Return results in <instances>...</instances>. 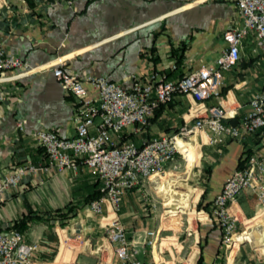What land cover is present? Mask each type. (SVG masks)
Returning <instances> with one entry per match:
<instances>
[{"label": "crops", "instance_id": "1", "mask_svg": "<svg viewBox=\"0 0 264 264\" xmlns=\"http://www.w3.org/2000/svg\"><path fill=\"white\" fill-rule=\"evenodd\" d=\"M241 23L234 0H75L72 4L0 0L1 43L32 68L16 79L0 82V177L13 172L23 162L47 163V154L34 137L37 129L53 128L61 135H70L75 130L76 97L65 90L50 68L40 69V65L64 58L66 68L80 75L103 74L126 86L133 74L142 80L152 73L175 78L214 62L226 45L224 29ZM254 46V34L249 32L242 38L239 60L223 70L218 95L196 100L191 94L175 92L153 111L148 124L138 130L127 126L123 133L140 144L156 135L174 133L180 126L191 124L206 107L217 104L234 109L232 118L239 119L248 109L253 94L264 88V53ZM84 85L89 96L97 95L89 82ZM18 120L23 122L22 129L17 126ZM261 139L260 135L249 133L244 139L226 138L209 146L205 201H211L220 190L243 150L253 149ZM96 187V178L83 163L76 172L27 171L18 186L3 192L0 228H12L10 224L15 219L30 212L40 215L27 221L24 232L30 240L40 238L42 257L47 259L57 246L53 229L56 218L44 217L55 208L73 206L75 215L66 224L79 221L83 232L102 237L104 229L98 224V215L87 210L86 202L87 195ZM141 187L137 185L124 193L119 215L144 264H152L145 230L157 229L153 216H141L144 212L135 214L131 208L138 204L143 209L140 201L145 197L141 196ZM238 204L241 209L238 229L243 230L245 221H253L262 214L250 190L238 195ZM68 231L71 232L70 228ZM60 234L63 235L61 231ZM187 238L190 251L186 257L181 255L184 238L176 237L180 248L172 243V250L167 249L172 264L175 261L194 264L200 254L201 264L213 260L221 264H264V255L248 250L250 242L245 240L239 241L237 248L232 247L226 255L220 227L206 218L193 230L191 239ZM155 246L154 243L155 258L164 264ZM86 256L95 258L91 254Z\"/></svg>", "mask_w": 264, "mask_h": 264}, {"label": "built area", "instance_id": "2", "mask_svg": "<svg viewBox=\"0 0 264 264\" xmlns=\"http://www.w3.org/2000/svg\"><path fill=\"white\" fill-rule=\"evenodd\" d=\"M51 1L72 4L75 0ZM234 2L242 23L230 24L224 29L222 36L226 45L214 62L202 64L175 78L152 73L142 80L133 74L126 86L103 74L80 75L66 68L64 58L38 67L50 68L65 90L76 97L75 130L70 135H61L53 128L37 129L34 137L45 150L47 163L23 162L13 172L0 177V202L4 199V190L18 186L27 171L67 169L76 172L83 163L100 182L101 194L88 202L87 210L98 215V224L104 229V235L93 237L83 232L82 227L76 232L79 221L66 224L56 218L53 228L57 246L52 257L46 259L42 257L44 250L39 237L30 240L18 228H0V264H51L62 242L73 254L62 264H90L79 261L81 254L93 255V264H144L119 215L123 195L134 186L144 185L140 181L142 175H161L166 173L170 164L176 167L178 156H184L176 143L177 138L186 139L201 131L206 133L208 143H221L226 138L244 139L260 129L263 136L253 149L242 153V163L224 179L211 200L210 211L200 207L199 221L206 218L216 223L222 232V242L229 248L234 243L233 236L243 231L238 229L241 220L238 195L241 192L252 191L264 215V88L253 94L248 109L235 122L227 119L235 116V110L217 104L206 107L191 124L180 126L174 133L156 135L140 144L123 133L127 126L138 130L148 124L155 107L170 100L175 92L191 94L196 100L218 95L223 70L239 60L242 38L249 32L255 37L254 49L264 53V0ZM31 69L24 58L8 52L0 40V82L16 79ZM84 82H89L97 90L96 96L88 95ZM17 126L23 128L22 120L17 121ZM145 234L149 236L145 243L150 246L152 264H160L154 255V243L164 264H172L170 258H165L168 248L162 244L163 236L159 230L147 229ZM209 264L221 262L213 260Z\"/></svg>", "mask_w": 264, "mask_h": 264}, {"label": "rangeland", "instance_id": "3", "mask_svg": "<svg viewBox=\"0 0 264 264\" xmlns=\"http://www.w3.org/2000/svg\"><path fill=\"white\" fill-rule=\"evenodd\" d=\"M193 137V141L189 136L186 138V140L191 143L190 145L186 144L187 146L185 147L187 153L191 152L190 161H187L183 155H179L176 162L177 166L173 167L172 164H170L167 168L168 173L164 174L165 177L155 175L140 188L141 191H143L141 196L145 197L140 201L143 209L139 208L138 204H136V206L134 204L131 206L135 214L141 215L144 212L145 214L141 216H149L150 214L153 216L152 218L154 219L156 228L159 230L160 236H163L162 244L170 250H172V248H170L172 243L175 244L177 248H180L178 239L181 240L184 238L185 240L183 243H186L184 245L185 247L181 250V255L184 257H186L187 253L190 251V247H188L190 241L188 238L186 239V237L191 239L193 230L200 222L198 219V210L200 209L198 203L201 200V194L204 190L208 175L205 168L210 166L209 158H206V156L207 153H209V146L215 144L206 142L207 137L203 133L201 135L200 132ZM198 156L199 161L197 160ZM193 161L195 162L192 165L191 163ZM190 189H192V191H189ZM259 212H261V210H259ZM256 216L257 215L254 217ZM260 220H264L263 214L253 221H245L246 227L243 228L241 233L246 232L247 229H255L261 232L262 224H255ZM159 221L161 226L159 225ZM61 233L63 232L61 231ZM240 235L239 233V236ZM176 237H178V239H176ZM245 237L244 240L250 242L247 244L248 250L251 249L253 252L264 255V240H261L254 234H248V236ZM237 245L238 241H234L231 247L225 249V254H230L233 249L232 247L237 248ZM63 248L64 249L61 251L62 254L60 255L61 258L59 257V259H67L70 256L68 249L66 247ZM164 254L165 258H170L167 249ZM78 259L79 261L90 264L95 262V258L86 256L85 254H81ZM183 262L184 264H188L186 261ZM57 264H59V262ZM175 264H182V261H175Z\"/></svg>", "mask_w": 264, "mask_h": 264}, {"label": "trees", "instance_id": "4", "mask_svg": "<svg viewBox=\"0 0 264 264\" xmlns=\"http://www.w3.org/2000/svg\"><path fill=\"white\" fill-rule=\"evenodd\" d=\"M181 49H183V46H182ZM179 56H181V55H179ZM163 103L164 102L159 103L155 107V109L157 107H159ZM150 117H149V120H150ZM228 121L235 122L236 120L234 118H230V119H228ZM262 131L263 130H261V129L260 130H256V131L252 132V134H253V136L260 135V137H262L263 136V132ZM249 151H250V148H246V149L243 150V153H246V152H249ZM242 161H243V158H242V155H241L240 158H239V160H238V164L237 165L240 166V164L242 163ZM205 170L207 172H209L210 171V168L209 167H206ZM96 185H97V187L95 188V190L92 193H90V194L87 195L86 202H89L90 200L98 197L101 194V191H100V188H99L100 187V182H99V180L97 178H96ZM206 191H207V189H206V187H204V190H203V192L201 194V200L199 201L198 206L206 209L207 211H210V209H211V207H210L211 201H205ZM73 215H75V212L73 211V206H65V207H61V208H55L51 212V214L49 216L48 215L45 216L44 219L60 218V219H62V223H66L67 219L69 217L73 216ZM35 217L39 218L41 216L38 215V214H32L30 212V213H28L26 215H23L22 217H20L18 219H15L12 222V224H10V227H12V228H18L19 230L24 231V229L26 227V224H27V221H29V220H31V219H33ZM202 259H203L202 258V255L200 254L194 264H201L202 263Z\"/></svg>", "mask_w": 264, "mask_h": 264}, {"label": "bare ground", "instance_id": "5", "mask_svg": "<svg viewBox=\"0 0 264 264\" xmlns=\"http://www.w3.org/2000/svg\"><path fill=\"white\" fill-rule=\"evenodd\" d=\"M199 134V132H196V133H194V134H191V136H190V139L192 140L194 137L193 136H195V135H198ZM205 136H206V134L205 133H203ZM193 141V140H192ZM176 143H177V145L181 148V150L184 152V156H185V158H186V160L188 161H190V157H191V152H188L187 153V150H185V147L187 146L186 144H188V145H190L191 143L190 142H188V140H186V139H183V138H180V137H178L177 138V140H176ZM198 158H199V156L197 157V160H198ZM197 160H195V161H197ZM195 161H193L191 164L193 165V163L195 162ZM199 161V160H198ZM198 163V162H197ZM191 165V166H192ZM198 165V164H197ZM190 169V168H189ZM168 173V171H166V174ZM154 176V174H149V175H142L141 177H140V181L143 183L145 180H150L152 177ZM161 177H165L164 176V174L162 175L161 174ZM185 184V183H184ZM186 188V187H185ZM190 188V187H189ZM193 188H195V187H193ZM189 191H192V189H190ZM261 213V212H260ZM259 214V213H258ZM257 214V215H258ZM258 223H260V224H262V231L261 232H259V231H257V230H255V229H252V230H247L246 232H244V233H240L241 235L239 236V233H237V234H235L234 236H233V238L235 239L234 241H239V240H244L246 237L245 236H248V234H254V235H257L261 240H264V220H260L259 222H257V223H255V224H258ZM253 225V224H252ZM254 226V225H253ZM63 247H65V245H64V243L62 242V244L60 245V249H59V251L57 252V254H56V256H55V258H54V260L52 261V263L51 264H57L61 259H59V257H60V255L62 254V249H64ZM231 247V246H230ZM69 251V250H68ZM69 253H70V251H69ZM73 256V254L72 253H70V257L69 258H71ZM61 258V257H60ZM69 258H67V259H64L63 258V260H65V261H67ZM56 260H57V262H56ZM62 263H65V262H60L59 264H62Z\"/></svg>", "mask_w": 264, "mask_h": 264}, {"label": "water", "instance_id": "6", "mask_svg": "<svg viewBox=\"0 0 264 264\" xmlns=\"http://www.w3.org/2000/svg\"><path fill=\"white\" fill-rule=\"evenodd\" d=\"M82 224L80 222H77L76 224V232H79L81 230Z\"/></svg>", "mask_w": 264, "mask_h": 264}]
</instances>
